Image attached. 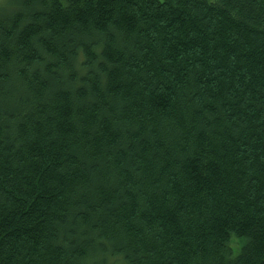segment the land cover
I'll use <instances>...</instances> for the list:
<instances>
[{
	"label": "trees",
	"instance_id": "trees-1",
	"mask_svg": "<svg viewBox=\"0 0 264 264\" xmlns=\"http://www.w3.org/2000/svg\"><path fill=\"white\" fill-rule=\"evenodd\" d=\"M0 264H264V0L0 9Z\"/></svg>",
	"mask_w": 264,
	"mask_h": 264
},
{
	"label": "rangeland",
	"instance_id": "rangeland-1",
	"mask_svg": "<svg viewBox=\"0 0 264 264\" xmlns=\"http://www.w3.org/2000/svg\"><path fill=\"white\" fill-rule=\"evenodd\" d=\"M18 6V0H0V9L15 8Z\"/></svg>",
	"mask_w": 264,
	"mask_h": 264
}]
</instances>
